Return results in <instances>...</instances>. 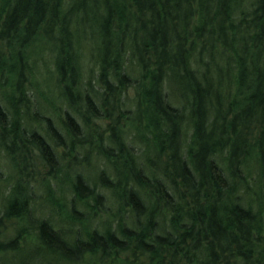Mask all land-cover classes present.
Returning a JSON list of instances; mask_svg holds the SVG:
<instances>
[{
  "label": "trees",
  "instance_id": "trees-1",
  "mask_svg": "<svg viewBox=\"0 0 264 264\" xmlns=\"http://www.w3.org/2000/svg\"><path fill=\"white\" fill-rule=\"evenodd\" d=\"M39 42L60 119L29 83ZM124 121L130 134L116 132ZM0 142L23 162L33 152L56 186L68 179L63 227L35 217L29 182L4 203L59 262L264 264V0H0ZM90 205L115 210L91 227Z\"/></svg>",
  "mask_w": 264,
  "mask_h": 264
},
{
  "label": "rangeland",
  "instance_id": "rangeland-1",
  "mask_svg": "<svg viewBox=\"0 0 264 264\" xmlns=\"http://www.w3.org/2000/svg\"><path fill=\"white\" fill-rule=\"evenodd\" d=\"M39 44V51L36 56V69H38V77L42 80V86H45V88H42V86H40L41 84L39 85V83L37 82L38 77L34 75L32 68H29L31 72L29 83H32L35 87L37 85L38 95L44 98L45 102L50 107V113L52 114L50 115H55L54 118L58 117L60 119L63 115V111L66 110V107L63 105V101L58 95V75L55 70L53 56L50 52V49H45V46L43 48L40 42ZM82 56L83 62L81 64L84 67V69H82V77L83 79H85V81L89 79L91 80V82H94L95 79H97L98 72L96 60L94 59L90 51H84ZM29 96L32 97L33 95L29 92ZM89 124L92 132V141L94 146H96V143L98 144V133L93 131L95 130L96 125L94 126V124L91 123V120ZM128 124H126L125 121L122 122L120 126H116V132L118 133V131L124 130L126 132L129 131L130 134V131L133 130L132 128L129 129V127L126 126ZM55 125L58 130L64 135V130L62 131L59 129V127H61L59 121H55ZM109 125H111V123H109ZM63 128L65 129L64 126ZM102 128L104 129L105 127L103 126ZM107 134L108 133L106 132L104 133L105 136H107ZM10 140H12V137ZM5 150V144H2L0 142V247L8 244L13 239L18 240L16 242L17 249H15V251H11V249L3 250L2 248H0V259H2L4 255H8L11 259L4 261L5 264H13L14 262H18L20 259L24 261L25 264H64L61 261L59 262V260L54 255L43 253L44 248L41 247V245L37 241L35 229H33L34 227L32 224L28 225L17 218L4 216V203L8 199L10 188L13 183H16L17 181L20 184L23 181L29 182L24 186L28 187V189L30 190H34L33 200L38 204L37 210L33 212L35 217L38 215L49 217L52 221H55L58 226L63 227L70 220V217L68 215V208L70 205L71 194L66 188L68 179H65L67 183L66 181L62 180L58 181V186H56L52 181L53 176L50 175L52 172L49 167H47L46 164L38 157H35L33 152L29 154V158H26L24 160L27 162H23L21 159H19L20 154L17 153V151L13 155H9ZM58 151L60 152H58V155L63 153L60 148L58 149ZM77 154V163L83 161L84 158H82V154ZM90 158L92 160L93 157ZM72 159V157H67L66 159H64V163L62 161L59 168L63 171V169L69 167V163L70 161H72ZM83 164H85V162ZM24 165L25 169L18 170V168L24 167ZM74 166L78 168L79 166L83 165L80 164L79 166ZM101 166L102 165H100L99 167L101 168ZM87 168L92 171V168L90 166H87ZM48 181H50V183ZM112 207L113 206L108 208L110 210H104L99 206L90 205V214H88L85 218L94 220L96 222L87 219L88 225L94 227L98 219L107 220L109 217H111L112 212L115 210V208ZM76 209L77 211H79L78 214L84 211L79 207L78 204L76 205ZM78 214L75 215L77 217H82L80 214ZM20 229L24 230L21 235L16 238ZM122 257L118 261L119 264H125L127 261V258L124 259ZM70 264L104 263L103 261L100 262L96 258L89 257L87 255L79 263ZM127 264H131V262Z\"/></svg>",
  "mask_w": 264,
  "mask_h": 264
}]
</instances>
